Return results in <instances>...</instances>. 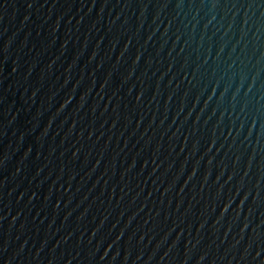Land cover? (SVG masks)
I'll return each instance as SVG.
<instances>
[{
    "label": "water",
    "instance_id": "95a60500",
    "mask_svg": "<svg viewBox=\"0 0 264 264\" xmlns=\"http://www.w3.org/2000/svg\"><path fill=\"white\" fill-rule=\"evenodd\" d=\"M0 264H264V0H0Z\"/></svg>",
    "mask_w": 264,
    "mask_h": 264
}]
</instances>
